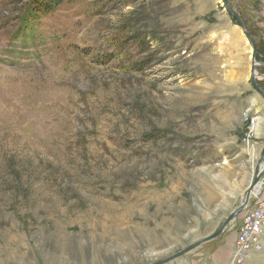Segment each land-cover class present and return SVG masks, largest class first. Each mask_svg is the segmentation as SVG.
Masks as SVG:
<instances>
[{"label": "rangeland", "instance_id": "rangeland-1", "mask_svg": "<svg viewBox=\"0 0 264 264\" xmlns=\"http://www.w3.org/2000/svg\"><path fill=\"white\" fill-rule=\"evenodd\" d=\"M37 1L0 0V264H156L219 230L264 150L224 1L60 0L26 27ZM225 1L264 92V0ZM242 213L163 264H233Z\"/></svg>", "mask_w": 264, "mask_h": 264}, {"label": "built area", "instance_id": "built-area-1", "mask_svg": "<svg viewBox=\"0 0 264 264\" xmlns=\"http://www.w3.org/2000/svg\"><path fill=\"white\" fill-rule=\"evenodd\" d=\"M248 131L245 141L250 143L259 126L258 118L246 115ZM242 221L236 236L233 264H243L253 252L263 249L264 238V200L254 199L242 213Z\"/></svg>", "mask_w": 264, "mask_h": 264}, {"label": "water", "instance_id": "water-1", "mask_svg": "<svg viewBox=\"0 0 264 264\" xmlns=\"http://www.w3.org/2000/svg\"><path fill=\"white\" fill-rule=\"evenodd\" d=\"M224 1V5L226 10L233 15V17H235V19L238 21L239 23V27L241 28V30L243 31L245 37L247 38V40L249 41V43L252 45L253 49H254V54H253V59H252V71H251V75H252V83L254 84V86L256 87L257 91L263 96L264 98V92L257 86L256 82H255V78H256V67L258 66L256 60H255V52H256V47H255V42L253 40V38L249 35L245 25L243 24L241 18L239 17V15L232 9L230 8L226 1ZM261 163H264V150L263 153L261 155ZM264 187V169L261 170L260 169V165H259V170L257 171V173L254 176V181L252 183V185L246 190L242 202L240 204V206L238 208H236L235 210L232 211V213L229 215V217L227 218V220L224 222V224L221 226V228L219 230H217L216 232L204 237L203 239L189 245L187 248H185L184 250L176 253L175 255L171 256L170 258L161 261L159 263L156 264H163L166 263L168 261L177 259L183 255L188 254L189 252H191L192 250L196 249L197 247L201 246L202 244H205L209 241H212L214 239L219 238L223 233H225L227 227L239 216L240 213H242L251 203L253 197L258 196L260 191L262 190V188Z\"/></svg>", "mask_w": 264, "mask_h": 264}, {"label": "trees", "instance_id": "trees-1", "mask_svg": "<svg viewBox=\"0 0 264 264\" xmlns=\"http://www.w3.org/2000/svg\"><path fill=\"white\" fill-rule=\"evenodd\" d=\"M59 3L60 0H38L34 6L28 9V13L25 17L26 27H28L29 24L37 18V16L50 12Z\"/></svg>", "mask_w": 264, "mask_h": 264}, {"label": "crops", "instance_id": "crops-1", "mask_svg": "<svg viewBox=\"0 0 264 264\" xmlns=\"http://www.w3.org/2000/svg\"><path fill=\"white\" fill-rule=\"evenodd\" d=\"M258 136H263L264 137V130L263 129H260L259 131H258ZM254 199H262V200H264V187L262 188V190L260 191V193H259V195L258 196H256V198H254ZM253 199V200H254ZM264 244V243H263Z\"/></svg>", "mask_w": 264, "mask_h": 264}, {"label": "bare ground", "instance_id": "bare-ground-1", "mask_svg": "<svg viewBox=\"0 0 264 264\" xmlns=\"http://www.w3.org/2000/svg\"><path fill=\"white\" fill-rule=\"evenodd\" d=\"M260 169L263 170L264 169V163L260 164ZM240 215V214H239Z\"/></svg>", "mask_w": 264, "mask_h": 264}]
</instances>
